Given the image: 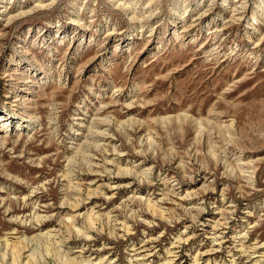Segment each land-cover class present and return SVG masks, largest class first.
Instances as JSON below:
<instances>
[{
    "label": "rangeland",
    "instance_id": "rangeland-1",
    "mask_svg": "<svg viewBox=\"0 0 264 264\" xmlns=\"http://www.w3.org/2000/svg\"><path fill=\"white\" fill-rule=\"evenodd\" d=\"M0 252L264 264V0H0Z\"/></svg>",
    "mask_w": 264,
    "mask_h": 264
},
{
    "label": "bare ground",
    "instance_id": "bare-ground-1",
    "mask_svg": "<svg viewBox=\"0 0 264 264\" xmlns=\"http://www.w3.org/2000/svg\"><path fill=\"white\" fill-rule=\"evenodd\" d=\"M66 205H67V204H66ZM71 206H72V205H71ZM77 206H78V204H77ZM76 208H77V207H76ZM72 211H73V210H72ZM90 214H91V213H90ZM72 215H73V214H72ZM74 217H75V216H74ZM74 217H73V218H74ZM70 218H72L71 215H70ZM89 218H90V216H89ZM70 220H71V219H70ZM87 220H88V219H87ZM72 221H74V220H72ZM90 221H91V220H90ZM69 225H71V224H69ZM69 225H68V226H69ZM125 231H126V230H125ZM26 243H27V242H26ZM6 244H7V243H6ZM58 244H59V243H58ZM8 245H9V244H8ZM27 247H28V246H27ZM27 247H26V248H27ZM20 249L23 250V252L21 253L20 257L25 258L26 256H28L29 253H28V254L26 253V256H24L26 250H24L23 247L20 248ZM27 249H28V248H27ZM13 250H14V249H13ZM12 252H13V251H12ZM20 252H21V251L19 250V253H20ZM4 253H5V252H4ZM4 253H2V255H3ZM19 253H17V254L19 255ZM0 254H1V252H0ZM6 254H7V252H6ZM9 254H10V253H9ZM12 254H13V253H12ZM196 254H197V253H196ZM196 254H195V255H196ZM9 256H10V255H9ZM11 256L13 257V255H11ZM11 256H10V258L12 259ZM0 257H1V256H0ZM3 257H4V256H3ZM15 257H16V256H15ZM6 258H7V257H6ZM16 258H17V257H16ZM11 259H10V260H11ZM13 259H14V258H13ZM20 259H21V258H20ZM28 259H29V258H28ZM67 259H68V258H67ZM0 260H1V259H0ZM2 260H3V259H2ZM2 260H1V261H2ZM10 260L8 261L9 263H10ZM23 260H24V259H23ZM19 261H21V260H19ZM3 262H5V261H3ZM11 262L13 263L14 261H11ZM27 262H28V261H27ZM27 262H26V263H27ZM9 263H8V264H9ZM5 264H6V263H5ZM13 264H14V263H13ZM17 264H20V263H17ZM27 264H28V263H27Z\"/></svg>",
    "mask_w": 264,
    "mask_h": 264
}]
</instances>
